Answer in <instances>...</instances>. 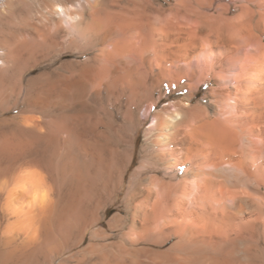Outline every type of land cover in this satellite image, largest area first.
Segmentation results:
<instances>
[{"label":"bare ground","instance_id":"1","mask_svg":"<svg viewBox=\"0 0 264 264\" xmlns=\"http://www.w3.org/2000/svg\"><path fill=\"white\" fill-rule=\"evenodd\" d=\"M174 1L0 0V117L17 110L0 119V192L78 180L79 161L117 174L103 213L124 192L107 228L94 208L41 264H264L263 0L235 19Z\"/></svg>","mask_w":264,"mask_h":264},{"label":"rangeland","instance_id":"2","mask_svg":"<svg viewBox=\"0 0 264 264\" xmlns=\"http://www.w3.org/2000/svg\"><path fill=\"white\" fill-rule=\"evenodd\" d=\"M187 1L189 2V0ZM199 1L203 6L201 10L207 14H214L221 7H230L231 15H229V17L231 19H235L236 16L240 13V7L245 3V1L249 0ZM255 1L257 0L249 1V5L252 7L253 2ZM258 1L261 2L262 0ZM262 2L264 4V0ZM161 3H163L164 5H161ZM173 3H175L174 0H154V5L156 7L163 6L164 8H168ZM66 58L70 59L72 57ZM33 75L35 74H31L30 76ZM206 87L207 86L200 87V93L198 94V96L203 95V93L207 89ZM168 91V99L165 100L168 102H178L185 95V91L183 90ZM163 92H166V90H164ZM199 100L200 99H198V97L194 98L192 104H198L200 102ZM165 101L160 103V106H162ZM144 111V109L141 110L140 117L143 116ZM16 112L17 110L6 113L4 116H1L0 119H12V117H15ZM27 117L36 118L37 115H28ZM149 120L151 121V118ZM146 129L147 124L144 125L137 134L135 157L133 159L132 165L124 174L126 183L128 182L129 176H131L133 170L139 165L138 151L142 145L141 141H143L144 139ZM8 132L10 131L4 130L0 132V143L2 142L3 134L8 135ZM90 162L91 161L83 164L82 161H79V167L81 169L80 173L82 177H80L78 180L68 175L64 178H58L54 181H51L49 177L43 174V177L40 176L41 178H37L39 189L34 192L35 195L32 193L31 195L29 193H20L19 195L17 194L11 196V194H9L11 192L9 191L0 192V264H41V262L43 263V254L45 252L48 254V257L50 256L49 261L51 262L53 256H57L62 252L63 249L61 243L64 240L66 241L67 239V242H69V239L70 241H72L77 235L78 228H81L82 226L80 222L84 219H87V217H90L92 214L99 213L102 218L99 227L104 229L105 227L107 228L106 222L109 217L115 213H118L119 210L123 209V207H120V205L124 198V192L120 193L115 204L111 206V208H109L106 213H103V206L108 201V194L114 190V187L116 185L117 174H113L112 179L108 180V176L104 172L107 167V162H103L102 164L98 162L99 164H101V170L98 169L100 165L97 164V161L91 163ZM7 194H9L10 197H8L9 195ZM17 208L20 211H18ZM94 208L96 209V211ZM9 209H11V213L9 211V213L7 212V210ZM14 210L16 212L13 214L12 212ZM55 217L56 220L53 221L52 219ZM70 219H74V224L76 223L78 225V227L74 229V232H72V235H69L67 230ZM49 222L53 226H48ZM64 222H66L65 225ZM47 226L51 228V232L48 235V239L45 240L44 231ZM6 230L8 231V233H6ZM42 237L43 239H41ZM58 242L61 243L59 244ZM51 244L53 245L51 246ZM54 244L55 246L59 244L58 246L60 251L59 249L55 250V248L54 252L51 250V248L54 247ZM49 251L53 252V254Z\"/></svg>","mask_w":264,"mask_h":264}]
</instances>
